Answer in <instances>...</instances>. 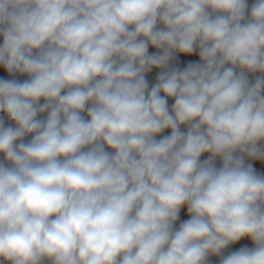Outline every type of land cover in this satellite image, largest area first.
<instances>
[{"label": "clouds", "instance_id": "obj_1", "mask_svg": "<svg viewBox=\"0 0 264 264\" xmlns=\"http://www.w3.org/2000/svg\"><path fill=\"white\" fill-rule=\"evenodd\" d=\"M0 36V261L264 264V0H0Z\"/></svg>", "mask_w": 264, "mask_h": 264}, {"label": "crops", "instance_id": "obj_2", "mask_svg": "<svg viewBox=\"0 0 264 264\" xmlns=\"http://www.w3.org/2000/svg\"><path fill=\"white\" fill-rule=\"evenodd\" d=\"M254 3V0H249V9L251 8V5ZM156 51V49L154 48H149V53H154ZM190 62H199V56H198V52L197 53H193L192 55H182V54H177L176 55V59H174L171 63V66L173 67H179L180 69H183L188 63ZM159 69H153L151 72L146 74V79L149 83V88H151L155 82H156V76L159 73ZM6 75V70L3 69L2 66H0V78H4V76ZM249 75V80L250 82H254L256 77L259 76V73H255V74H248ZM171 103H173V101H169V106H171ZM44 116H46V114H41L38 118H44ZM182 130H186V128L182 127ZM170 134V129L169 130H165L164 133H162L160 136L157 137V139L161 138L164 135H169ZM31 137L27 136L25 137V142H28V140H30ZM208 154H205L204 156L201 157V159H207ZM3 158L0 157V160H2ZM247 163H251L253 168L256 170V172L262 176H264V160H250L248 158H246V164ZM221 166V161L219 160V158H217L216 160V167H220ZM188 214H187V209L186 207L181 209V213H180V219L177 221L175 227H179V224L181 222H183L184 220L188 219ZM242 247H247L249 249L254 247V244L252 243V241L249 238H243L242 240H240L239 242L235 243V244H231L229 245L220 256H210L208 259V264H219L220 260L229 255L230 253L234 252V251H238L240 248ZM0 264H4V262H0ZM45 264H50L49 261H45Z\"/></svg>", "mask_w": 264, "mask_h": 264}, {"label": "trees", "instance_id": "obj_3", "mask_svg": "<svg viewBox=\"0 0 264 264\" xmlns=\"http://www.w3.org/2000/svg\"><path fill=\"white\" fill-rule=\"evenodd\" d=\"M4 78H6V79H13L14 78V79H17V80H19L21 82H23L24 80L28 79V77L26 75H20V74H15L14 76H9L8 74H6L4 76ZM41 103H43V101H41ZM4 119H5L6 123H8L7 117H4ZM0 262H2V261H0Z\"/></svg>", "mask_w": 264, "mask_h": 264}, {"label": "rangeland", "instance_id": "obj_4", "mask_svg": "<svg viewBox=\"0 0 264 264\" xmlns=\"http://www.w3.org/2000/svg\"><path fill=\"white\" fill-rule=\"evenodd\" d=\"M2 42H3V38H2V36H0V44H2ZM5 70V69H4ZM6 74H8L7 72H6ZM15 75V74H14ZM13 75V76H14ZM44 264H45V262H44Z\"/></svg>", "mask_w": 264, "mask_h": 264}, {"label": "built area", "instance_id": "obj_5", "mask_svg": "<svg viewBox=\"0 0 264 264\" xmlns=\"http://www.w3.org/2000/svg\"><path fill=\"white\" fill-rule=\"evenodd\" d=\"M260 74V73H259ZM261 75V74H260Z\"/></svg>", "mask_w": 264, "mask_h": 264}]
</instances>
